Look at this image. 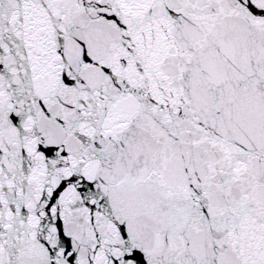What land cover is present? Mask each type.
Masks as SVG:
<instances>
[{
    "label": "snow or ice",
    "instance_id": "snow-or-ice-1",
    "mask_svg": "<svg viewBox=\"0 0 264 264\" xmlns=\"http://www.w3.org/2000/svg\"><path fill=\"white\" fill-rule=\"evenodd\" d=\"M0 264H264V0H0Z\"/></svg>",
    "mask_w": 264,
    "mask_h": 264
}]
</instances>
